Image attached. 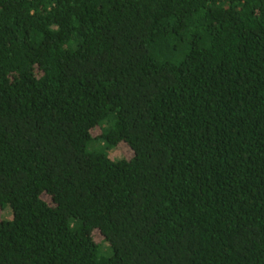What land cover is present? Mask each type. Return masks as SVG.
Instances as JSON below:
<instances>
[{"label": "trees", "instance_id": "trees-1", "mask_svg": "<svg viewBox=\"0 0 264 264\" xmlns=\"http://www.w3.org/2000/svg\"><path fill=\"white\" fill-rule=\"evenodd\" d=\"M5 208L0 264H264V0H0Z\"/></svg>", "mask_w": 264, "mask_h": 264}, {"label": "rangeland", "instance_id": "rangeland-1", "mask_svg": "<svg viewBox=\"0 0 264 264\" xmlns=\"http://www.w3.org/2000/svg\"><path fill=\"white\" fill-rule=\"evenodd\" d=\"M131 151L130 149L123 145L119 147L118 149L115 150L114 156L117 158H122V157H130L131 156ZM11 217V209L10 208H5L4 210L0 211V219H9Z\"/></svg>", "mask_w": 264, "mask_h": 264}]
</instances>
